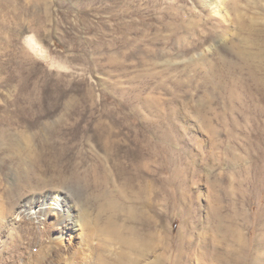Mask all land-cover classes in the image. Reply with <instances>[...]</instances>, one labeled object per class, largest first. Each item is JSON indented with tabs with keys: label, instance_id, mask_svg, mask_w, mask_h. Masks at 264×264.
<instances>
[{
	"label": "rangeland",
	"instance_id": "rangeland-1",
	"mask_svg": "<svg viewBox=\"0 0 264 264\" xmlns=\"http://www.w3.org/2000/svg\"><path fill=\"white\" fill-rule=\"evenodd\" d=\"M201 4L0 0V264H264V0Z\"/></svg>",
	"mask_w": 264,
	"mask_h": 264
},
{
	"label": "bare ground",
	"instance_id": "bare-ground-1",
	"mask_svg": "<svg viewBox=\"0 0 264 264\" xmlns=\"http://www.w3.org/2000/svg\"><path fill=\"white\" fill-rule=\"evenodd\" d=\"M236 7H237L236 0H202V4H201L202 11L204 10V12L214 17V19L216 20L218 19L217 21L221 24L222 27H225V25L230 26L232 24V15H233V12H235V10L237 9ZM27 43L31 47L32 50H37V44L33 38H28ZM245 57H249V56L246 55ZM250 99H251L250 96L245 95L242 100L244 105H247ZM231 101L233 104L236 103L237 105H240L241 103L240 97H234V99ZM263 116H264V111H263ZM256 120H257L256 118L255 120L253 119V121H256ZM28 180H31V179L26 178L24 181V184L26 183L28 184ZM35 188L33 190H35ZM33 194L31 196H23L20 198V201L18 200L19 203L16 205V207L12 211L13 212L12 215L14 217H18V219L25 218V221L27 219L30 221H34L36 223L38 222L40 225L45 226V228L46 227H50V228L59 227L60 229H57L59 238H64L66 230L69 227L71 229H77V230L80 229V226H79L80 224L78 222V219L76 220V217L78 216H75V214L72 211L73 201H74L73 197L70 196V194L65 189L45 191V193H42V194L38 193V195L37 194L33 195ZM11 221L14 222L16 220H14V218H11ZM80 253L81 252L75 253L74 255H72V257H70V262L69 263L66 262V263L83 264V261L86 262V259L82 258L83 257L82 255L80 256ZM75 255L77 256L74 257ZM49 261L46 263H49ZM50 262L53 264V260H51Z\"/></svg>",
	"mask_w": 264,
	"mask_h": 264
}]
</instances>
